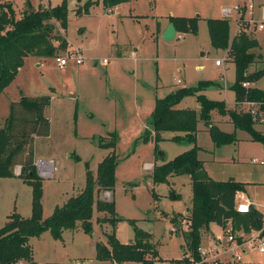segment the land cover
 Instances as JSON below:
<instances>
[{
    "label": "rangeland",
    "instance_id": "obj_1",
    "mask_svg": "<svg viewBox=\"0 0 264 264\" xmlns=\"http://www.w3.org/2000/svg\"><path fill=\"white\" fill-rule=\"evenodd\" d=\"M62 1L31 0L35 7L42 8L56 7ZM77 1L68 0L65 30L60 22L53 21L54 33L63 34L68 40L67 50L60 51L59 55L66 56L70 50L79 48L84 58L82 64H74L70 59L67 66L60 68L56 57H27L14 81L0 94V128L5 126L13 102L24 96H51V106L45 110L50 120V135L36 136L33 149L35 160H47L51 164V168H44L40 161L38 168L43 183L45 181L44 218L53 213L56 205H63L84 189L87 165L94 176L97 175L99 163L111 151L101 147L99 139L104 137L110 141L116 132L119 164L115 188L112 194L100 192L97 197L114 199L117 214L123 219L116 227L120 241L131 243L135 241L137 230L148 232L158 249L157 257H149L151 264H181V260L187 261L192 256L184 236L189 223L182 224L190 213L187 209L192 207V179L189 175H171L169 182H154V167L148 165L172 160L192 148L194 143L173 140L176 135H182L181 132H163L157 147L153 135L148 139L143 136L156 98L165 97L180 87L195 86L202 80L213 81L214 85L201 93L210 99L225 100L227 108L232 106L230 102H234L235 92L231 86L236 80L233 55L229 50L213 47L208 19L224 18L223 8L236 5L237 0H156L153 8L148 0L122 3L112 8H106L102 0ZM88 1L100 2L93 3L88 13L78 14V9L82 10ZM4 2H12L17 17L27 6L26 0H0ZM257 3L264 4V0H256ZM173 16L197 17L198 32H181L171 41L163 39L157 19L167 23ZM229 20L231 40L241 27L234 17ZM255 35L259 36L262 46L255 49L257 57L249 72L264 67V28L256 29L249 36L254 38ZM221 58L225 60L218 66L216 61ZM257 86L264 89V76ZM194 97L184 98L178 107L196 106ZM231 109L252 112L254 127L264 134V111L259 104L236 103ZM210 116L211 124L221 125L229 132L237 131L238 141L216 146L206 129L208 126L200 121L196 143L201 150L199 158L213 179L243 182L247 197L264 219V165L260 164L264 159V142L253 140L247 131L234 129L228 113L221 114L215 109ZM53 169L55 176L51 177ZM20 170L17 165V176L0 178V228L15 211L23 217L31 216L32 187L18 177ZM239 201L247 199L241 197ZM176 217L177 222L174 221ZM103 218L109 219V215L94 211L92 232L86 233L79 223L77 229L65 230L62 240L55 239L50 231L33 237L34 260L38 264H120L96 257L97 242H107L106 234L113 228L111 222L99 221ZM172 224L178 225L177 232L170 231ZM222 228L212 224L214 234L209 228L202 231V250L219 248L222 252L215 236L226 241L229 232L237 234L231 222L226 229ZM236 239L243 246L241 250H245L242 260L236 264H264V252L259 251L258 245L245 244L248 239L242 240L238 235ZM229 255L212 253L208 260L198 264H221ZM13 264L31 263L22 260ZM124 264L143 263L128 261Z\"/></svg>",
    "mask_w": 264,
    "mask_h": 264
},
{
    "label": "trees",
    "instance_id": "obj_2",
    "mask_svg": "<svg viewBox=\"0 0 264 264\" xmlns=\"http://www.w3.org/2000/svg\"><path fill=\"white\" fill-rule=\"evenodd\" d=\"M132 0H102L106 8H112ZM155 2V0H149ZM88 1L78 14L88 13L93 3ZM26 9L17 17L12 2L0 3V94L16 78L26 58L56 57L60 51L68 48L67 37L54 33L55 22H60L63 30L68 21V0H63L56 7H35L31 0H26ZM171 22L180 32H198L197 17H171ZM211 43L217 49H229L233 55L236 80L231 86L235 92L237 104L252 102L260 105L264 111V89L246 87L244 82H256L264 76V67L249 72V67L255 62V49L260 47L256 38L250 37L240 30L230 40V20L227 18L208 19ZM214 85L213 81L202 80L195 86L180 87L171 91L165 97H157L151 113L148 129L144 138L154 134V142L162 140L166 131L182 132L173 140L184 143H194L189 150L177 155L174 159L156 164L152 177L154 182H169L171 175H189L192 179L193 199L190 213L187 216L188 230L185 232L188 251L198 262L202 260L199 248L202 242V231L215 222L224 229L229 222L233 230L251 232L264 226L263 214L251 204L250 212L242 213L237 209L238 196L245 192V184L235 179L219 181L213 179L207 172L204 161L198 156L200 147L197 143L198 124L205 122L216 146H222L238 141L237 131L227 132L211 124L212 110L221 114H229L235 129L247 131L253 140L264 142V134L254 127L252 112L227 108L224 100H214L200 93L203 89ZM195 96L199 111L195 108H179V103L186 97ZM51 96H24L20 101L13 102L11 112L3 128H0V178L15 177V167L20 165L18 177L32 187V213L23 217L18 212L9 215L8 222L0 228V264H13L27 260L38 264L33 258V237H40L50 231L57 239H63L67 229L75 230L81 224L82 229L92 232L94 211L106 212L112 223V231L107 236V242L96 244L97 259L112 260L123 264L137 261L151 264V256H158L157 244L151 242V234L141 230L136 231L135 241L124 243L117 237L116 227L123 220L116 211L114 199L97 197L100 192H111L116 184V169L119 159L116 154L118 146L117 133L110 141L104 137L99 139L101 147L110 149V153L99 163L97 175L87 165L86 185L77 195L71 196L63 205L55 207L53 213L44 218L43 212V178L39 174L34 158V140L36 136L50 135V120L45 115ZM80 160V157H76ZM176 220V221H175ZM177 222L178 218H174ZM264 234V231H263ZM182 262L184 261L181 260ZM66 264V263H50Z\"/></svg>",
    "mask_w": 264,
    "mask_h": 264
},
{
    "label": "built area",
    "instance_id": "obj_3",
    "mask_svg": "<svg viewBox=\"0 0 264 264\" xmlns=\"http://www.w3.org/2000/svg\"><path fill=\"white\" fill-rule=\"evenodd\" d=\"M258 9L261 11H259ZM223 16L227 19L234 17L236 24L241 27L240 30H244L248 35H250L256 29L260 30L264 28V4L257 5L255 0H237L236 5L223 8ZM55 59L58 66L60 68H64L70 63V59H73L75 64H82L84 58L82 53L80 52V49L76 48L75 50H70L66 56L58 55ZM224 60V58L217 59L216 64L220 66L223 64ZM103 61L106 62L107 60L104 59ZM177 82H180V79H177ZM248 85L249 82H244V86L247 87ZM41 162L43 163V161ZM260 164L264 165V159L260 161ZM148 167H154V165L149 164ZM237 209L239 212L248 213L251 209V203L249 201H239L237 204ZM186 220V218L183 219L182 224L186 225V222H188V220ZM177 226L178 225L176 224H172L170 231L177 232ZM185 228L187 229V227H184V229ZM179 229L183 230V226L181 227V225H179ZM229 231H232V229H230ZM241 231L240 234H238V237H241L242 240L248 239L246 241L247 243L245 244H250L251 246L258 245L259 251L264 252V226L262 229H253L251 232H245L243 230ZM233 233L234 232L232 231L227 234L228 237L226 241L222 243V252H220L217 248L216 250H214L213 248H209V250L207 249V251H205L204 249L202 250L200 246L199 251L202 257V260L200 262H203V260H208V255L212 253L214 254L217 250L220 254H230L229 258H227L221 264H236L237 262H240L242 260V253L245 252V250H241L243 246L240 245V243L236 239L237 234L234 235ZM187 261H185L184 258V261L181 264L200 263L196 261L193 256H189V258H187Z\"/></svg>",
    "mask_w": 264,
    "mask_h": 264
},
{
    "label": "crops",
    "instance_id": "obj_4",
    "mask_svg": "<svg viewBox=\"0 0 264 264\" xmlns=\"http://www.w3.org/2000/svg\"><path fill=\"white\" fill-rule=\"evenodd\" d=\"M136 1H139V0H132V1H129V2H136ZM256 1V0H255ZM77 2H81L80 0H78ZM148 2H149V5H150V7L151 8H153L154 6H155V3H156V0H155V2H151V1H149L148 0ZM127 3V2H126ZM257 5H261V4H259V3H257ZM156 8V7H155ZM224 17V16H223ZM171 23V21H169V22H167V23H163V22H161V21H159L158 19H157V27L160 29V36L161 35H163V33L165 32V30L168 28V26H169V24ZM178 31V30H177ZM180 33L181 32H179L178 31V33H177V36H179L180 35ZM236 35V33L234 34V36ZM234 36H232L231 37V41H232V39L234 38ZM254 38H256L257 40H258V42H259V44H260V47L262 46V41L260 40V38H259V36L258 35H255V37ZM70 46V45H69ZM71 47V46H70ZM259 47V48H260ZM229 49H227V51H228ZM36 58H38V57H36ZM41 59V58H40ZM36 61H41V60H36ZM43 61V60H42ZM233 61V60H232ZM74 64H75V62H74ZM235 65V64H234ZM219 66V65H218ZM221 66V65H220ZM236 72V71H235ZM257 83H258V81H256V82H250L249 83V85L251 86V87H257V88H260V89H263L262 87H259V86H257ZM204 92V91H203ZM201 93V92H200ZM204 94V93H203ZM206 95V94H205ZM195 98V97H194ZM196 99V98H195ZM184 100V99H183ZM225 101V100H224ZM231 104H232V106L231 107H233L235 104H236V100H235V98H234V102H230ZM230 103L229 102H227V104H228V107H230L229 105H230ZM51 106V104L49 105V107ZM186 107H191V108H195V109H197V108H199V104H198V102H197V100H196V106H191V105H185V106H183V107H179V108H186ZM230 107V108H231ZM222 130H224L222 127H221V125L219 126ZM149 127H148V124L146 125V128L145 129H148ZM198 128L200 129V127H199V125H198ZM207 130H208V128H206ZM235 129V128H234ZM224 131H226V130H224ZM227 132H229V131H227ZM182 133V132H181ZM210 134V133H209ZM182 135H184V133H182ZM152 139L154 140V134H153V136H152ZM200 151L201 150H199V153H198V156H200ZM40 161H43V162H46L47 160H41V159H36V164H37V166H38V168H39V162ZM50 161V160H49ZM52 161V160H51ZM204 165H205V163H204ZM42 167V166H41ZM44 168H45V166H43ZM17 173V172H16ZM39 173L40 174H42L41 173V171H40V169H39ZM55 176V174H54V169L52 170V174H51V177H54ZM44 184H45V181H44V183H43V188H44ZM44 195H45V189H44V194H43V197H44ZM241 197H243V198H245V199H247V201H249L252 205H253V207L256 209V206H255V203L252 201V200H250L248 197H247V194H246V192H242L241 194H239V196H238V200H240V198ZM68 198V197H67ZM43 201V200H42ZM239 202V201H238ZM56 206H58V205H56ZM55 206V207H56ZM55 209V208H54ZM191 208H188L187 209V211H189ZM54 211V210H53ZM31 213H32V209H31ZM43 214H44V212H43ZM212 224H217V223H215V222H213V223H211L210 224V226H209V229L212 231ZM230 224V222L228 223V225ZM217 225H219V224H217ZM221 228H222V226L221 225H219ZM223 229V228H222ZM242 232V231H241ZM212 233L214 234V231H212ZM238 234H240V231H237V235ZM224 235H226L225 233H224ZM213 236H215V235H213ZM215 238H216V240L218 239V241H219V243H221V246H222V243L223 242H225L224 241V239L223 238H220V236H215ZM32 238H31V240H30V242H31V244H32ZM217 249H219V248H217ZM219 251H220V249H219ZM219 251L217 250V251H215V255H219L220 253H219ZM189 252V251H188ZM34 253V252H33ZM217 253V254H216ZM35 262H37V261H35ZM38 263V262H37ZM124 264V263H123Z\"/></svg>",
    "mask_w": 264,
    "mask_h": 264
},
{
    "label": "water",
    "instance_id": "obj_5",
    "mask_svg": "<svg viewBox=\"0 0 264 264\" xmlns=\"http://www.w3.org/2000/svg\"><path fill=\"white\" fill-rule=\"evenodd\" d=\"M177 29H176V26L173 22H171L168 26V28L165 30V32L163 33V39L165 40H168V41H171V40H174L176 37H177ZM160 156L164 157V153L163 152H160L159 153Z\"/></svg>",
    "mask_w": 264,
    "mask_h": 264
},
{
    "label": "bare ground",
    "instance_id": "obj_6",
    "mask_svg": "<svg viewBox=\"0 0 264 264\" xmlns=\"http://www.w3.org/2000/svg\"><path fill=\"white\" fill-rule=\"evenodd\" d=\"M47 163H48V164H47ZM42 164H43L46 168H47V166H49V168H51V164H50V162H43ZM43 165H42V166H43Z\"/></svg>",
    "mask_w": 264,
    "mask_h": 264
}]
</instances>
